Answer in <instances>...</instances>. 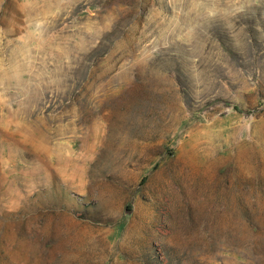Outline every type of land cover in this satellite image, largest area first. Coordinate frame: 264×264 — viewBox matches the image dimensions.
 I'll return each instance as SVG.
<instances>
[{"label":"rangeland","instance_id":"obj_1","mask_svg":"<svg viewBox=\"0 0 264 264\" xmlns=\"http://www.w3.org/2000/svg\"><path fill=\"white\" fill-rule=\"evenodd\" d=\"M0 264H264V0H0Z\"/></svg>","mask_w":264,"mask_h":264}]
</instances>
